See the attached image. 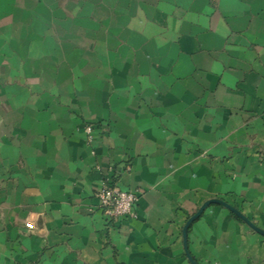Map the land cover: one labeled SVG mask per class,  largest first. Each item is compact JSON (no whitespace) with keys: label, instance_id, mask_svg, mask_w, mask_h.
<instances>
[{"label":"crops","instance_id":"obj_1","mask_svg":"<svg viewBox=\"0 0 264 264\" xmlns=\"http://www.w3.org/2000/svg\"><path fill=\"white\" fill-rule=\"evenodd\" d=\"M212 199L264 233V0H0V264H191ZM187 250L264 264V234L210 204Z\"/></svg>","mask_w":264,"mask_h":264},{"label":"built area","instance_id":"obj_2","mask_svg":"<svg viewBox=\"0 0 264 264\" xmlns=\"http://www.w3.org/2000/svg\"><path fill=\"white\" fill-rule=\"evenodd\" d=\"M87 141L94 140V128L92 125L85 126ZM98 207L107 220H119L123 218H136L135 205L139 194L136 191L125 190L118 187L113 179L105 177L102 185L95 192ZM25 226L33 229V224L27 222Z\"/></svg>","mask_w":264,"mask_h":264},{"label":"water","instance_id":"obj_3","mask_svg":"<svg viewBox=\"0 0 264 264\" xmlns=\"http://www.w3.org/2000/svg\"><path fill=\"white\" fill-rule=\"evenodd\" d=\"M210 204H219V205L224 206L230 212L235 214L239 219H241L243 222H245L251 229H253L254 231H256L258 233L264 234L254 224H252L246 217H244L238 210H236L235 208L231 207L227 203L223 202L222 200H218V199L208 200L199 208V210L192 217H190L188 219V221L186 222L185 226L183 227L182 236H183L184 251H185V254L188 257L189 261L191 262V264H196V263L194 262V260L192 259V257L190 256V254H189V252L187 250V233H188V229H189V226L192 224V222L194 220H196L202 214V212L205 210V208L207 206H209Z\"/></svg>","mask_w":264,"mask_h":264}]
</instances>
